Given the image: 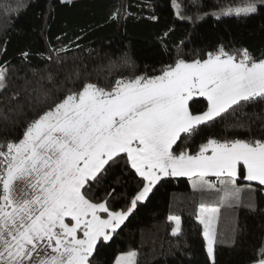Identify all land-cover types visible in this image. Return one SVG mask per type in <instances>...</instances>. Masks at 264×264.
Returning a JSON list of instances; mask_svg holds the SVG:
<instances>
[{"label":"snow or ice","instance_id":"obj_1","mask_svg":"<svg viewBox=\"0 0 264 264\" xmlns=\"http://www.w3.org/2000/svg\"><path fill=\"white\" fill-rule=\"evenodd\" d=\"M258 2L264 4L246 0L222 8L217 18L255 13ZM173 7L179 16L177 0ZM7 72L0 66V90ZM47 80L51 88L32 90L42 109L22 138L0 143V264H34V257L35 264H92L98 244L110 241L138 202L169 176L187 177L194 191L218 196L219 204L202 202L197 211L207 258L215 264L221 206L231 208L242 190L254 191L251 183L238 185L241 175L264 186V140L208 138L195 153L180 145L224 114L264 101V58L221 45L203 58H178L159 75L119 78L110 87L84 82L65 89L53 75ZM197 97L206 101L203 110L192 107ZM120 161L142 186L126 209L116 210L110 202L115 188L104 199L92 189ZM168 220L175 222L172 235L180 234V217ZM136 257L128 251L114 264H137ZM252 264H264V248Z\"/></svg>","mask_w":264,"mask_h":264},{"label":"trees","instance_id":"obj_2","mask_svg":"<svg viewBox=\"0 0 264 264\" xmlns=\"http://www.w3.org/2000/svg\"><path fill=\"white\" fill-rule=\"evenodd\" d=\"M245 2L177 0L178 16L173 0H0V66L8 70L7 87L0 90V143L22 138L42 109L32 90L51 88L49 74L65 89L78 90L84 82L110 87L119 78L159 75L178 58H203L221 45L264 58V4L258 2L248 15L211 14ZM55 50H60L58 63ZM194 99L193 109L203 110L206 101ZM208 138L264 140V101L224 114L180 146L195 153ZM138 179L120 161L92 193L104 199L115 188L112 207L126 209L142 186ZM237 183L242 188L251 183L254 191L242 190L231 208L221 206L215 264H252L264 248V186L243 175ZM202 202L220 203L216 194L194 191L187 177H162L113 238L98 244L92 264H114L129 250L137 252V264H211L195 215ZM174 214L181 222L177 236L168 220Z\"/></svg>","mask_w":264,"mask_h":264},{"label":"crops","instance_id":"obj_3","mask_svg":"<svg viewBox=\"0 0 264 264\" xmlns=\"http://www.w3.org/2000/svg\"><path fill=\"white\" fill-rule=\"evenodd\" d=\"M26 190V185L23 181L17 182L16 184V191L18 195H22L23 192ZM40 254H45L44 252L40 253ZM38 259L36 257H34V264H35V260Z\"/></svg>","mask_w":264,"mask_h":264},{"label":"rangeland","instance_id":"obj_4","mask_svg":"<svg viewBox=\"0 0 264 264\" xmlns=\"http://www.w3.org/2000/svg\"><path fill=\"white\" fill-rule=\"evenodd\" d=\"M235 6H237V5H235ZM235 6H229V7H235ZM226 8H227V7H226ZM220 10H221V9H219V10H215V11H212L211 14H212L213 16L217 17V14L220 12ZM233 15H234V14H233ZM197 211H198V208H197L196 213H195L196 218H197ZM174 216H179V215L174 214ZM179 217H180V216H179ZM173 227H175V222H174ZM173 227H172V228H173ZM172 228H171V231H172ZM129 251H133V250H129ZM42 252H43V251H41L40 253H42ZM126 252H128V251L121 252V253H119L118 255L123 254V253H126ZM40 256L42 257V256H44V255H43V254H40Z\"/></svg>","mask_w":264,"mask_h":264}]
</instances>
